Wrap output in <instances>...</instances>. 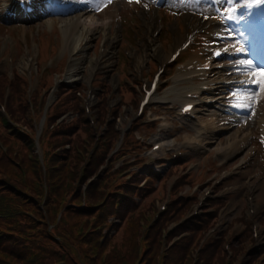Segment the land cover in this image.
<instances>
[{
    "label": "trees",
    "instance_id": "obj_1",
    "mask_svg": "<svg viewBox=\"0 0 264 264\" xmlns=\"http://www.w3.org/2000/svg\"><path fill=\"white\" fill-rule=\"evenodd\" d=\"M79 130L76 126L62 127L51 133V146L69 144L71 149L70 152L48 154L45 169L36 159L16 158L11 152L0 154V216H5L10 222L8 227L12 228L0 239V248L5 246L6 250H0L3 264H26L29 251L35 254L31 264L62 261L65 264H134L135 256L142 259L141 264H155L159 241H153L147 247L146 241L140 245L138 225L133 219L125 226H121L122 221L116 233L105 238L97 228L105 224L108 206L100 207L94 202L95 189L85 195L70 183L75 172L72 173L69 164L76 168L81 162V156L75 153L76 146L85 151L84 138L89 137L88 131L83 129L81 136ZM52 165L57 167L52 168ZM91 168L94 166L88 172ZM41 181L50 187L49 197L43 204L38 195ZM62 199L65 211L61 222L53 231H48L42 221L55 219L56 205ZM180 247L170 253L165 264H175Z\"/></svg>",
    "mask_w": 264,
    "mask_h": 264
},
{
    "label": "rangeland",
    "instance_id": "obj_2",
    "mask_svg": "<svg viewBox=\"0 0 264 264\" xmlns=\"http://www.w3.org/2000/svg\"><path fill=\"white\" fill-rule=\"evenodd\" d=\"M127 3H129V1L128 0H107V1H105V3L104 4H108V10L106 11V12H103L100 16H99V20L100 21H105L106 19L105 18H115V16H114V14H116L117 12L119 13H122V11H125V9H126V4ZM41 24H43V23H41ZM75 28V27H74ZM59 33H60V30H59ZM62 39V35H61V33H60V40ZM4 39L2 40V47H1V49L3 50V48H4V45H5V43H4ZM4 44V45H3ZM9 44H11V41H10V43ZM33 50H35V48H32ZM144 51H146V46L144 45V43L142 42V41H140V47H139V49H137V54H141L142 52H144ZM3 52L4 51H1L0 50V56L3 54ZM7 54V52L4 54V55H6ZM16 53L15 52H13V56L15 55ZM34 54V51L32 52V54H30V55H33ZM91 50H90V55H89V57L91 56ZM4 55H2V57H0V69H5V68H7L8 69V72H10L11 70H17V71H19V72H23V71H25V69H26V67H25V62L26 61H28L29 62V60L30 59H32V57H25L24 59H25V61L23 62L22 61V57H24V56H20V57H17V58H15L13 61H15L14 62V64H13V66H11V67H7L6 66V59H7V56H5L4 57ZM92 57V56H91ZM93 58V57H92ZM34 59V58H33ZM136 61H138V58H136ZM221 65V64H220ZM222 65H224V64H222ZM226 66H228V67H231V64H227ZM84 70H85V72L83 73L84 75H86L85 76V79L83 80V79H80L79 77H77V78H74V79H78V80H80V81H82V82H86L87 80L86 79H88V75H89V66L88 65H86V66H83L82 67ZM33 70H34V67L32 68ZM102 71H105V72H110L109 74L107 73L106 74V78L108 79V81H111V80H113V79H115V76H112V72H111V69H103ZM235 70H233L232 68H230V70H228V71H226V70H223V71H221L220 73H218V76L219 77H222L223 79H226V78H224V77H232V78H234L233 77V74H235ZM227 74H232V75H228V76H226ZM73 79V80H74ZM228 79V78H227ZM70 81L72 82V78L70 79ZM262 93H264V92H262ZM94 104H96V101L94 100ZM126 111H128V112H126ZM125 112H124V114L122 115V117L118 120L119 121V124L120 123H123V121H121L122 119H125V116H127L128 114H130L131 113V111L130 110H126ZM259 110H255L254 109V111H253V115L252 116H254V115H256V113L258 112ZM127 114V115H126ZM259 114H264V111H261V112H259ZM222 116V115H221ZM255 124V122L252 124V125H254ZM216 126H218V125H224V122L223 121H216V124H215ZM244 126L245 125H242V126H240L239 128H234V129H232V130H230V131H228L226 134H224L223 136V140H219L218 141V143H219V145H224L226 142H228V141H234V142H236V143H238V145H236L235 146V157H234V161L233 162H235V163H237V164H240L241 162H242V160H243V157L242 156H244V155H247L248 154V151L246 150L245 152H241L242 151V148H244V147H242V144L239 142V141H236V139L234 140V138L236 137L235 135L237 134V140H240V139H242L243 138V136H244V134L246 133V131L248 130V128H244ZM227 139H230V140H227ZM221 141V142H220ZM217 142V141H216ZM242 147V148H241ZM241 152V153H240ZM238 153H240V155H238ZM197 156H199V155H197ZM252 157V156H251ZM253 161V160H252ZM121 165H123L122 164V162L121 161H119V160H117L114 164H113V169H116V168H118V167H120ZM252 165V164H251ZM248 166H249V164H248ZM163 168H165V166L163 167ZM251 172L253 171V172H256V173H259V168L258 169H255V166H253L252 168H250L249 169ZM92 176L93 175H91L90 177H89V179L90 180H88V179H86V180H83V181H81V182H79L78 183V186H79V188H80V190H82V192L85 190V188L88 186V184L90 183V181H92L91 180V178H92ZM244 190H245V186L241 189V192L238 194H234L233 196H231L230 198H229V200H228V204H227V208H236V212L233 214V216L237 213V215H236V217H239L241 214H244L245 215V220H246V224L248 225V226H250V218H249V212H248V210H247V208H246V206H245V202H244V196H243V193H244ZM86 192H89V189L88 188H86ZM186 192L188 193V190H186ZM227 192H232L230 189H227ZM189 194H191V193H189ZM260 200V198L258 199V201ZM263 200H261L259 203L257 202V206L255 207V209L256 208H258V209H261V207H262V202ZM229 211H231L230 209H227V210H225V212H224V217H227L226 216V213H228ZM239 213H238V212ZM224 217L222 216V225H221V223L219 224L220 225V227L217 229V231H220V232H223L225 229H226V227L228 226V222H229V220H230V217H228L226 220L224 219ZM261 217L263 218L264 217V211L262 212V215H261ZM232 228V231H231V235H232V237H234V239L232 240V242L233 243H231V244H234L235 245V247H236V244H237V242H239L240 240H247L246 239V235H244V233H243V229H244V227H243V225H242V227H241V225H239V226H235V227H231ZM244 231H246V230H244ZM243 234V235H242ZM230 244V245H231ZM245 244H246V241H245ZM250 247H251V245L249 246H247V248H246V252L250 249ZM240 259H241V257H239V258H236L235 259V261L233 262V264H239V262H240Z\"/></svg>",
    "mask_w": 264,
    "mask_h": 264
},
{
    "label": "bare ground",
    "instance_id": "obj_3",
    "mask_svg": "<svg viewBox=\"0 0 264 264\" xmlns=\"http://www.w3.org/2000/svg\"><path fill=\"white\" fill-rule=\"evenodd\" d=\"M77 25H82V30L79 35L71 37L66 34V32L70 30V28H73ZM60 28L66 30L65 33H63L64 44H67L68 41H70L73 45V53H83V51L87 48H85V46H88V42L93 38V36H96L97 31H99L100 29L108 31L109 29L107 25L98 27L96 18L90 14H83L80 18H75L74 20L62 21L60 24ZM146 60L147 59H144L142 65L140 66V69L144 67ZM85 62L87 64L90 63L89 60H85Z\"/></svg>",
    "mask_w": 264,
    "mask_h": 264
},
{
    "label": "snow or ice",
    "instance_id": "obj_4",
    "mask_svg": "<svg viewBox=\"0 0 264 264\" xmlns=\"http://www.w3.org/2000/svg\"><path fill=\"white\" fill-rule=\"evenodd\" d=\"M129 2L131 3V2H133V0H129ZM137 2H138V0H137ZM259 3H261V0H249L248 6L251 7V6H253V4H259ZM227 51H228V49H224V52H227ZM215 55L219 56V55H221V53L216 52ZM241 64H246L248 66V68L251 69V65L248 64L247 61H241ZM256 83L261 88V91L264 92V78L257 80ZM236 107H243V105L238 104V105H236Z\"/></svg>",
    "mask_w": 264,
    "mask_h": 264
}]
</instances>
